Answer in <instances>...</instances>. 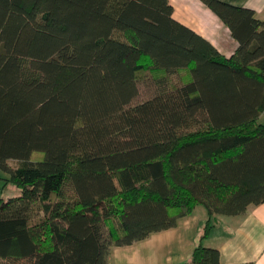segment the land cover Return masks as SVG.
I'll use <instances>...</instances> for the list:
<instances>
[{"label":"trees","instance_id":"1","mask_svg":"<svg viewBox=\"0 0 264 264\" xmlns=\"http://www.w3.org/2000/svg\"><path fill=\"white\" fill-rule=\"evenodd\" d=\"M202 1L231 57L169 0H0V169L21 191L0 201V264H108L198 205L181 264H222L204 241L217 216L264 203V19Z\"/></svg>","mask_w":264,"mask_h":264},{"label":"crops","instance_id":"2","mask_svg":"<svg viewBox=\"0 0 264 264\" xmlns=\"http://www.w3.org/2000/svg\"><path fill=\"white\" fill-rule=\"evenodd\" d=\"M176 21L203 36L226 58L239 49L231 31L202 0H169ZM235 7L254 10L264 19V0H220ZM258 116V123L260 117ZM209 219L203 205L178 220L174 228L152 233L127 246H115L108 264H181L191 261ZM216 248L222 264H264V203L250 206L244 215L217 216L210 236L204 240Z\"/></svg>","mask_w":264,"mask_h":264},{"label":"rangeland","instance_id":"3","mask_svg":"<svg viewBox=\"0 0 264 264\" xmlns=\"http://www.w3.org/2000/svg\"><path fill=\"white\" fill-rule=\"evenodd\" d=\"M147 70L150 73V75L156 79V77H162L163 74L160 72H153L152 71V66L151 64H147ZM189 77V74L187 73L186 70H182L180 71V74L176 77L172 78V82L177 84L180 83L182 81H186ZM154 83L152 80H144L142 82L139 83V87H140V96L137 98L138 100L136 101L138 102H142L145 101V99L149 98L152 94L155 93L154 91ZM260 122L264 124V114L260 117ZM40 153L37 154V156H39ZM10 165L15 168L17 167V162L16 161H10ZM10 174L9 172L5 171V170H1L0 169V201L1 200H6L8 198H13L16 197L17 195L20 194V189H18L17 186H14L12 183L8 182V180H10Z\"/></svg>","mask_w":264,"mask_h":264}]
</instances>
